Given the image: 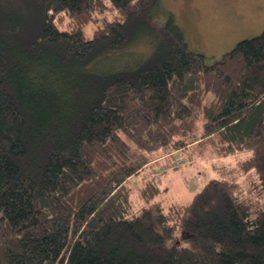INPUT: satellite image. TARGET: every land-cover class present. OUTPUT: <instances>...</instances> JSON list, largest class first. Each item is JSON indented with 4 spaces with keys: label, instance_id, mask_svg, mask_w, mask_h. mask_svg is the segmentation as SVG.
<instances>
[{
    "label": "trees",
    "instance_id": "trees-1",
    "mask_svg": "<svg viewBox=\"0 0 264 264\" xmlns=\"http://www.w3.org/2000/svg\"><path fill=\"white\" fill-rule=\"evenodd\" d=\"M189 146L249 152L245 182L161 205L152 163ZM238 263L264 264V29L206 63L164 0H0V264Z\"/></svg>",
    "mask_w": 264,
    "mask_h": 264
},
{
    "label": "rangeland",
    "instance_id": "rangeland-1",
    "mask_svg": "<svg viewBox=\"0 0 264 264\" xmlns=\"http://www.w3.org/2000/svg\"><path fill=\"white\" fill-rule=\"evenodd\" d=\"M164 4L175 13L187 34L189 48L202 53L206 63L218 60L237 41L253 37L264 29V0H164ZM152 44L150 38L140 37L109 61L115 65L132 63L135 58L146 56ZM248 158L247 151L223 156L212 148L201 146L173 151L170 157L162 154L152 163L156 166L159 162L161 166L168 164L167 170L155 177H159L156 183L161 189L155 200L164 206L171 202H186L211 178L236 175L237 181L244 183L246 174H240L237 169L239 163ZM152 172V167L146 166L128 178L133 209L145 204L137 189L144 180L155 176Z\"/></svg>",
    "mask_w": 264,
    "mask_h": 264
}]
</instances>
